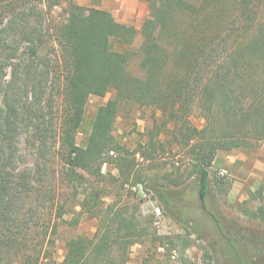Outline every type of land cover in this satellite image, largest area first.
I'll list each match as a JSON object with an SVG mask.
<instances>
[{
	"label": "trees",
	"instance_id": "trees-1",
	"mask_svg": "<svg viewBox=\"0 0 264 264\" xmlns=\"http://www.w3.org/2000/svg\"><path fill=\"white\" fill-rule=\"evenodd\" d=\"M142 1L149 14L138 30L74 0H0V264L128 263L149 230L122 206L104 207L102 192L81 174L100 177L104 164L114 163L125 175L128 151L113 134L123 103L153 108L156 127L191 156L204 207L218 152L264 144V0ZM56 7L65 15L51 27L48 11ZM51 31L60 47L64 99L61 116L49 121L53 106L43 96L55 59L43 50ZM138 36L142 77L128 69ZM4 69H11L10 78ZM110 92L114 98L99 108L80 146L87 101ZM195 113L201 128L191 121ZM24 142L36 145L29 165ZM60 187L82 189L80 212L67 209ZM68 213L97 218L99 225L92 237L70 240L59 263L52 236ZM251 214L264 219V208Z\"/></svg>",
	"mask_w": 264,
	"mask_h": 264
},
{
	"label": "rangeland",
	"instance_id": "rangeland-1",
	"mask_svg": "<svg viewBox=\"0 0 264 264\" xmlns=\"http://www.w3.org/2000/svg\"><path fill=\"white\" fill-rule=\"evenodd\" d=\"M74 1L87 8L105 9L119 22L133 25L138 30L149 14L147 4L142 0ZM190 1L196 3L199 0ZM64 15L63 7L48 11L51 27ZM52 34L51 31V38L47 39L49 48L43 50L55 59L53 83L48 84L43 96L46 106H53L54 114L47 113L49 121L61 116L64 99V82L60 79L61 69L56 61L61 56L60 47ZM141 43L138 36L133 44L136 55L128 65L129 71L137 77L143 76L138 54ZM10 70L4 69L7 79ZM114 96V92H110L104 97L89 98L77 135L80 146L90 134L99 108ZM154 115L153 108L138 104L123 103L120 108L113 134L128 151L126 164L129 167L123 166L124 176L114 163L104 164L100 177L81 172L87 185L102 192L104 207L122 206L149 230L148 236L131 248L127 264H264V219L251 214L264 208V144L254 151L218 152L209 169L210 186L204 207L199 197V181L191 175V156L169 143L163 127H156ZM191 121L199 128L204 124L198 113ZM152 136L153 145L148 143ZM20 149L24 163L31 164L36 145L24 142ZM53 157V167L60 172L62 165L56 156ZM224 171L227 174L223 175ZM78 190L60 187L58 191L61 198L68 201L69 211L74 208L80 212V208L75 207L83 198L82 189ZM74 216L79 220L78 224L69 225ZM58 224L52 237L54 257L61 263L68 242L81 235L92 237L99 222L86 214L68 213Z\"/></svg>",
	"mask_w": 264,
	"mask_h": 264
},
{
	"label": "built area",
	"instance_id": "built-area-1",
	"mask_svg": "<svg viewBox=\"0 0 264 264\" xmlns=\"http://www.w3.org/2000/svg\"><path fill=\"white\" fill-rule=\"evenodd\" d=\"M225 173L227 174V172H226V171H224V172H223V175H225Z\"/></svg>",
	"mask_w": 264,
	"mask_h": 264
}]
</instances>
